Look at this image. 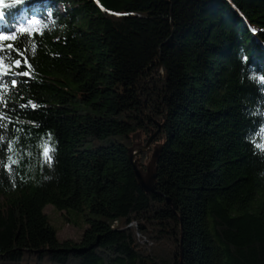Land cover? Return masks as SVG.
Instances as JSON below:
<instances>
[{"label":"trees","instance_id":"obj_1","mask_svg":"<svg viewBox=\"0 0 264 264\" xmlns=\"http://www.w3.org/2000/svg\"><path fill=\"white\" fill-rule=\"evenodd\" d=\"M0 14V264H264V0ZM158 130L148 195L128 151ZM48 205L100 219L60 241Z\"/></svg>","mask_w":264,"mask_h":264},{"label":"rangeland","instance_id":"obj_2","mask_svg":"<svg viewBox=\"0 0 264 264\" xmlns=\"http://www.w3.org/2000/svg\"><path fill=\"white\" fill-rule=\"evenodd\" d=\"M159 132L160 130L156 131V133L154 132L152 135L156 134V137H157ZM152 135L148 138L147 142H144L143 139L141 138L134 137L133 138L134 145L130 149L132 148L134 149V147H137L139 150H141L142 148L147 147V144L150 141V138L152 137ZM156 137L153 140L149 149L146 150V152H141L135 155V161H137L140 171L144 174L143 176H145L146 178L150 174L151 175L155 174L158 179L159 163L157 162L156 172L155 170H152L150 167L151 166L150 162H152V157H153L155 148L157 146H161L160 143H154L156 140ZM142 153L147 154L146 160L143 161L145 162L144 166L143 164H141L142 162L140 159V156ZM23 163H24L23 160L21 159L18 160L19 167H24V168H20V171H19L20 178L23 181L24 180L29 181L33 186H35L37 184L36 179H38V171L32 166L27 165V163L24 166ZM149 168L151 169L150 172H149ZM157 179L155 182V187L157 185ZM139 188H140V185H139ZM155 194H157L156 188H155ZM44 212L47 215L46 217H48L50 226H52V228L57 231L58 238L60 239V241H64V240H73L77 242L80 241L85 231L89 228L88 226H90V220L100 219V215H94L88 209H85L84 211L77 210V209L61 211L53 205H48L45 208Z\"/></svg>","mask_w":264,"mask_h":264},{"label":"water","instance_id":"obj_3","mask_svg":"<svg viewBox=\"0 0 264 264\" xmlns=\"http://www.w3.org/2000/svg\"><path fill=\"white\" fill-rule=\"evenodd\" d=\"M156 134L152 135V137L150 138V141L147 144V147L142 148L141 150H139L137 147H134V149H130V151H128L130 153V164H132L133 169H134V173L135 176L138 180V183L140 185V188H142V190L147 193V194H155V182L157 179V176L155 174H150L147 178L145 176H143L144 174L140 171L139 169V165L137 164V161H135V155L141 152H146V150L149 149V147L151 146L153 140L155 139ZM162 145L161 146H157L154 150V154L152 157V162L151 163V169L155 170L156 172V166H157V162H159L160 157H161V153H162ZM149 168V172L151 170Z\"/></svg>","mask_w":264,"mask_h":264},{"label":"snow or ice","instance_id":"obj_4","mask_svg":"<svg viewBox=\"0 0 264 264\" xmlns=\"http://www.w3.org/2000/svg\"><path fill=\"white\" fill-rule=\"evenodd\" d=\"M0 16H2V14H0ZM0 39L8 40V39H11V37L4 36V37H0ZM17 63H19V62H17ZM27 74H28L27 72L24 73V75H27ZM33 107H35V105H33ZM256 147L264 150V144L257 143ZM49 151H50V149H48V148L45 149V157L50 162L51 157L48 155Z\"/></svg>","mask_w":264,"mask_h":264},{"label":"clouds","instance_id":"obj_5","mask_svg":"<svg viewBox=\"0 0 264 264\" xmlns=\"http://www.w3.org/2000/svg\"><path fill=\"white\" fill-rule=\"evenodd\" d=\"M262 152H264V150L261 149Z\"/></svg>","mask_w":264,"mask_h":264}]
</instances>
